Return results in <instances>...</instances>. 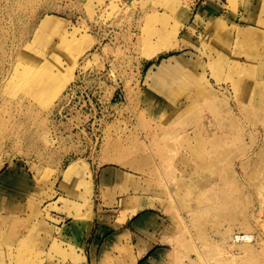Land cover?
<instances>
[{
    "label": "rangeland",
    "instance_id": "374dc122",
    "mask_svg": "<svg viewBox=\"0 0 264 264\" xmlns=\"http://www.w3.org/2000/svg\"><path fill=\"white\" fill-rule=\"evenodd\" d=\"M144 214L155 264H264V0H0V264H133L88 246Z\"/></svg>",
    "mask_w": 264,
    "mask_h": 264
},
{
    "label": "crops",
    "instance_id": "0c3cea01",
    "mask_svg": "<svg viewBox=\"0 0 264 264\" xmlns=\"http://www.w3.org/2000/svg\"><path fill=\"white\" fill-rule=\"evenodd\" d=\"M149 214H144L138 222L133 223L131 227L128 230H125L119 234H112V231H109L105 226H99L98 230L96 231L93 240H91L88 248H89V257L90 259L94 256L96 257L98 254V251L100 247L104 246L107 249L119 247V245H124V242L126 243V248L128 249V252L131 251L134 256V262L133 264H155L158 262L157 258H151L149 254L153 249H150L148 247V244L144 239H141V241H136V236H143V229L142 225L150 218L151 215L146 217ZM148 218V219H147ZM144 220V223H143ZM104 230L106 232L104 233ZM124 237L127 238V240H124ZM121 238V241L120 239ZM154 247V246H153ZM149 256V257H148ZM154 260V261H153Z\"/></svg>",
    "mask_w": 264,
    "mask_h": 264
},
{
    "label": "bare ground",
    "instance_id": "6f19581e",
    "mask_svg": "<svg viewBox=\"0 0 264 264\" xmlns=\"http://www.w3.org/2000/svg\"><path fill=\"white\" fill-rule=\"evenodd\" d=\"M51 58H52V56L47 58L42 63L41 67H39V70L43 71V69H45V67L49 64ZM73 61H75V60H73ZM73 69H74V67L72 69H69L68 71L64 70V71H62V73L60 75H57V76L49 75V77L47 79H42V77L34 78L35 83L33 84V86L40 87L41 92L45 93L47 95V97H49L48 102L46 101L47 104H49V105L52 104L53 103L52 101L54 99L58 98V96H60L61 93H63L62 91L64 90V88L72 80V75H73L72 70ZM50 100H51V102H50ZM46 102H44V103L46 104ZM67 175H69V173ZM244 229H245L244 232L231 234L230 232H232L233 229L230 228L229 230L226 231L224 238L226 239L229 237V239H231V243L233 245H236V246L240 245V249L238 248V250H236V254L240 253L241 255L247 256L248 254L253 253L252 251H250V244H252V243L238 241V239L236 237L238 236V234L241 233V234H245L246 236L253 238L254 242H256V236L253 235V233L250 231L249 228H247V226ZM247 229H249V230L247 231ZM249 262L252 263V261H249Z\"/></svg>",
    "mask_w": 264,
    "mask_h": 264
},
{
    "label": "built area",
    "instance_id": "2783aa9c",
    "mask_svg": "<svg viewBox=\"0 0 264 264\" xmlns=\"http://www.w3.org/2000/svg\"><path fill=\"white\" fill-rule=\"evenodd\" d=\"M236 238L238 239V241H241V242H250V243L254 242L253 238L246 236L245 234H241V233L238 234Z\"/></svg>",
    "mask_w": 264,
    "mask_h": 264
}]
</instances>
